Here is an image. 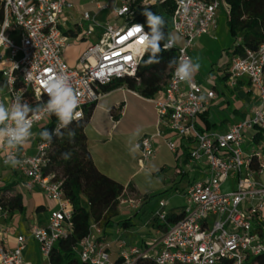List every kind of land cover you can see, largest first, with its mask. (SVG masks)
Segmentation results:
<instances>
[{
    "label": "built area",
    "instance_id": "1",
    "mask_svg": "<svg viewBox=\"0 0 264 264\" xmlns=\"http://www.w3.org/2000/svg\"><path fill=\"white\" fill-rule=\"evenodd\" d=\"M109 1L115 2L114 14L124 19V23L102 27L98 42L88 47L78 67L72 68L63 58V49L68 46L67 29L76 12L71 0H0V37H5L0 39V49L10 51L13 57L22 56L2 69L7 97L0 95V102L10 105L16 96L24 97L28 93L43 102L44 98L48 99L44 81L61 73L68 76L79 97L78 110L83 113V119L85 109L102 99L103 86L118 78L135 76L146 53L139 32L133 30L134 24H144L134 22L133 18L147 3L157 5L164 0ZM108 7V4L99 5V10ZM222 7L228 13L225 0H176L171 29L183 41L182 45L176 43L173 47L177 58H191L197 39L217 27ZM81 15L80 21L96 22L87 11ZM77 28L82 29L83 24L79 22ZM144 30L147 31L145 25ZM93 33L91 28L83 35L91 37ZM173 73L172 69L161 94L153 99L160 130L154 136L143 137L139 149L140 162L146 163L157 157L158 139H164L175 155L184 156L182 144L189 148V163L196 166L191 168L195 174L185 192L183 217L168 225L161 236L150 239L145 250L128 247L119 239L118 261L111 258L105 231L92 224L90 235L75 247L78 259L84 264H137L139 260H151L154 264H248L264 255V44L257 49L247 48L243 55L231 60L225 74L226 87L234 91L241 80H246L244 90L257 100L246 118L226 132H201L198 128L199 116L219 97L217 87L205 89L194 79L190 83L182 82ZM50 119L41 115L32 131L39 132ZM2 147V165L11 167L5 164L10 150L3 144ZM50 149L51 145L38 137L35 154L19 152L24 163L14 168L31 186H37L47 199L56 203L48 223L31 233L48 261L55 244L74 227L73 208L63 193L62 182L56 181L53 174H45ZM224 187H228L227 191ZM129 203L135 206L136 201ZM166 205L162 200L155 214L164 225L168 217ZM7 215L0 203V264H29L23 258L25 236H19L12 249L4 245L1 220Z\"/></svg>",
    "mask_w": 264,
    "mask_h": 264
},
{
    "label": "crops",
    "instance_id": "2",
    "mask_svg": "<svg viewBox=\"0 0 264 264\" xmlns=\"http://www.w3.org/2000/svg\"><path fill=\"white\" fill-rule=\"evenodd\" d=\"M147 6H149L148 3L143 8ZM220 14L221 12L217 27L210 34L200 37L195 42L191 50V58L201 65L199 72L193 79L203 84L205 89L216 86L219 92L218 99L208 109L212 124L210 130L226 132L231 125L246 118L257 97L255 96L252 105H241L235 99V90L232 91L226 87L225 74L235 56L232 53L235 40L229 31L227 12L225 17ZM77 24L70 22L67 29L69 31L66 33L68 46L63 49V58L72 68L78 67L81 57L91 46L75 43V38L80 37L81 42L90 38L83 35L82 29L77 28ZM10 37L16 36L10 34ZM175 38L176 43L179 46L182 45V39L178 35ZM1 55L3 60L0 59V82H5L7 88L2 69L5 65L11 66L12 61L16 60V56L13 57L10 51L0 49ZM3 61L4 64H2ZM247 84L246 80H241L237 89L245 91L243 87ZM137 128L142 131L139 138L133 143L139 144L143 137L156 135L160 130L158 112L152 99L143 98L138 93L123 86L103 94L85 130L89 150L97 169L125 187L122 197H132L129 200L136 201L135 206L130 204L129 200H125L126 203H121V206L125 207L119 208L120 216L127 217L128 220H118L119 222L106 234L113 261H118L120 258V249L117 243L119 239H123L128 247H139L145 250L148 248L150 239L161 236L165 230L162 227L164 224L155 217L162 200L146 203L145 197L153 196V194L144 191L142 183L137 180L143 172H146V166L150 162H140V149L135 153H130L132 145H128L127 142L132 139ZM38 133H35L36 135L19 150L20 154H35ZM159 141L166 144L164 139H158L155 145L157 150ZM2 157L3 147L0 144V188L14 185L12 194L21 193L25 207L24 212L8 213L1 220L4 245L7 249L14 248L17 244V238L23 235L27 239L23 251L24 260L29 264H50L43 256L40 244L31 237V233L36 227H43L48 223L50 211L56 207V203L47 199L37 186H31L29 180L14 168L4 167ZM182 158L185 159L186 164L189 163L186 156ZM178 159L176 158V160ZM184 175L185 173L182 174V176ZM177 183V181L174 182L175 185ZM130 185H132L131 191ZM39 208L41 209L39 210ZM165 212L167 215H182L177 209L166 210V207ZM124 222H127V226L124 225Z\"/></svg>",
    "mask_w": 264,
    "mask_h": 264
},
{
    "label": "trees",
    "instance_id": "3",
    "mask_svg": "<svg viewBox=\"0 0 264 264\" xmlns=\"http://www.w3.org/2000/svg\"><path fill=\"white\" fill-rule=\"evenodd\" d=\"M225 3L229 10L227 13L229 31L235 40L233 55H243L245 49H257L264 44V0H225ZM147 7L165 17L167 22L165 31L172 34L171 20L176 11V0H164L157 5ZM143 9L133 20L143 23L147 29L146 18L141 15ZM239 39H241L240 42H238ZM173 57L177 58L175 48L163 52L159 64L146 66L144 64L147 60L146 54L135 76L115 79L103 86L102 92L109 93L126 86L143 98L153 100L161 94L166 85L172 71L167 65L169 59ZM18 78V88H20L22 86L20 74ZM23 100L32 105L42 103L37 101L31 93L24 95ZM44 101H47V98H44ZM96 105L97 103L85 109V117L79 121L80 127H76V122L70 126L76 129L74 142H69L66 137H54L50 144L49 165L45 174H53L56 181L62 182L63 193L73 208L71 221L74 225L68 236L55 244L49 258L50 264H84L78 259L75 247L90 235L92 224H97L107 234L119 222L120 199L125 192V187L97 169L85 133ZM57 124L58 121L52 116L49 124L43 126L39 133L43 130L51 131ZM198 128L201 132L212 128L208 111L199 116ZM40 140L43 141L41 138ZM181 149L184 156L189 159L187 145L182 144ZM66 151L72 153L70 160L61 158V153ZM176 158H179V155H176ZM129 189L132 190V185ZM12 190H14V185L0 188V203L8 213L24 212L22 194H12ZM153 197L155 196H146L144 201L147 203ZM182 217V215H168L167 224L162 227L167 228L168 225L176 223ZM124 225L127 226V222H124ZM137 264H154V262L139 260ZM248 264H264V255L251 259Z\"/></svg>",
    "mask_w": 264,
    "mask_h": 264
},
{
    "label": "clouds",
    "instance_id": "4",
    "mask_svg": "<svg viewBox=\"0 0 264 264\" xmlns=\"http://www.w3.org/2000/svg\"><path fill=\"white\" fill-rule=\"evenodd\" d=\"M141 15L146 18L147 31L144 25L134 24L133 30L139 32L143 51L147 54L144 64L154 65L161 62V54L172 49L176 45V38L165 31L166 19L148 7H145ZM4 39L5 37H0ZM169 68L174 70V77L182 82L190 83L200 70V63L187 56L173 57L168 61ZM27 78V77H26ZM47 101L32 105L23 100V97L16 96L13 103L6 105L0 102V144L6 146L10 151L5 159V164L12 168L23 166V159L19 156V150L36 135L32 129L34 123L41 118V115L54 116L58 121L57 126L49 131L43 130L39 133L40 138L51 144L54 137L67 138L74 142L76 129L70 127L79 121L83 113L79 111V97L73 89L69 78L65 74L55 73L44 81ZM137 128L129 143L132 145L130 153L139 150V144L133 143L141 134ZM15 150V151H11ZM71 151L61 153V158L70 160Z\"/></svg>",
    "mask_w": 264,
    "mask_h": 264
},
{
    "label": "rangeland",
    "instance_id": "5",
    "mask_svg": "<svg viewBox=\"0 0 264 264\" xmlns=\"http://www.w3.org/2000/svg\"><path fill=\"white\" fill-rule=\"evenodd\" d=\"M73 5L76 8L75 16L72 17L71 23L83 24L82 31H86L94 28V33L92 36L81 42L80 37L75 38L76 44H84L86 46L92 45L98 42V37L103 33L102 27L107 24H119L124 23V19L118 18L114 14L115 2L109 0H71ZM108 8L98 9V5L106 6ZM89 12L93 18L96 19V22L93 21H80L81 14L83 12ZM223 17L226 15L225 9L222 7L220 10ZM139 13V12H138ZM174 37H177L175 33H172ZM239 39L238 42H240ZM21 55L16 56V60L21 59ZM1 95L7 97V88L5 82H0ZM235 99L241 105H252L255 95L251 96L246 93V91L235 90ZM35 139V138H34ZM33 139V140H34ZM35 141V140H34ZM128 145H131L129 141ZM159 148L157 152V157L155 160L150 161L146 166V172H143L139 177L138 181L142 183V189L148 193L153 194L151 202L160 200H165L167 202L166 210L177 209V211L183 213L186 208L185 192L187 191L190 181L194 178V172L191 168H195V164H186L185 159L182 158V153L179 156V159L176 160V155L164 144L163 141L158 142ZM183 173H186L182 176ZM178 182L177 185L174 182ZM173 189V190H172ZM228 187H224V191H227ZM234 189V188H233ZM132 197H122L120 199V208L125 207L121 206L122 201H128ZM118 220H128L127 217L120 216ZM111 242V241H110Z\"/></svg>",
    "mask_w": 264,
    "mask_h": 264
}]
</instances>
